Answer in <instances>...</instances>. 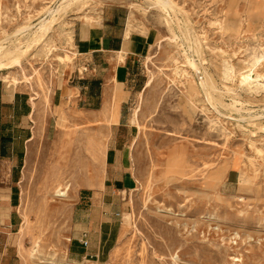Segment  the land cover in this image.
Masks as SVG:
<instances>
[{
  "label": "rangeland",
  "instance_id": "374dc122",
  "mask_svg": "<svg viewBox=\"0 0 264 264\" xmlns=\"http://www.w3.org/2000/svg\"><path fill=\"white\" fill-rule=\"evenodd\" d=\"M61 1H0V81L35 108L19 221L0 225V264H264V120L240 121L264 110V61L253 68L264 53V0H169L170 14L155 0H83L58 15L44 42L22 53L34 34L18 31L37 25ZM114 6L144 43L137 90L123 109L127 126L118 127L52 102L62 79L78 72L75 29ZM243 69L259 76L252 94L241 91L236 75ZM116 135L131 183L114 195L115 237L105 256L77 258L69 247L85 207L76 210L80 193L119 178L108 175L105 160ZM235 164L241 181L226 186ZM58 189H68L67 197L55 196Z\"/></svg>",
  "mask_w": 264,
  "mask_h": 264
},
{
  "label": "crops",
  "instance_id": "0c3cea01",
  "mask_svg": "<svg viewBox=\"0 0 264 264\" xmlns=\"http://www.w3.org/2000/svg\"><path fill=\"white\" fill-rule=\"evenodd\" d=\"M121 9L120 6L107 8L95 24L77 26L71 55L77 58L75 71L78 72L62 79L53 94L54 108L63 107L68 112L85 113L98 119L102 125L127 126L121 124L123 109L137 90L133 83L137 78L135 71L141 63L144 43L139 36L128 31ZM128 32L129 35H126ZM9 89L0 81V225L4 221L13 227L19 221L16 207L20 173L24 150L33 140L35 108L23 92L14 91L11 94ZM262 143L264 145V133ZM119 144L116 135L114 140H110L105 156L108 175L119 178L107 180L97 189L89 188L80 193L76 210L81 204L85 207L78 210L83 214H78L76 218L69 247L70 255L77 258L105 256L115 237L113 231L120 213L113 207L114 195L131 183L128 170L125 172L123 169V151ZM4 172L5 180L2 179ZM240 181L241 172L236 164L232 165L226 174L225 184L233 186ZM108 209L113 210L112 216L103 215V211ZM7 210L9 216L5 215ZM84 238L88 240L87 247L82 245ZM94 245H98V249L94 248L92 254L88 248Z\"/></svg>",
  "mask_w": 264,
  "mask_h": 264
},
{
  "label": "bare ground",
  "instance_id": "6f19581e",
  "mask_svg": "<svg viewBox=\"0 0 264 264\" xmlns=\"http://www.w3.org/2000/svg\"><path fill=\"white\" fill-rule=\"evenodd\" d=\"M83 0H62L60 3H59V5L56 7V8H54V9H52V10H50L49 11V15L46 17V18H44V19H42L37 25H35L34 27H28V26H25V27H22L19 31H18V33L20 34V35H30V33H31V35L32 34H34V40H33V42H32V44H28L27 45V48L25 47V49L26 50H23V52L22 53H24V54H27L29 51H31V50H33V48L37 45L38 46V44L40 43V42H44L45 40H46V37H47V35L49 34V32H50V30H51V26L53 25V24H55L54 22H56V20H57V17H58V15H60L61 13L63 14V12L65 13L66 11H68L74 4H75V6L79 3V2H82ZM151 1H153V0H151ZM77 3V4H76ZM154 4H155V6L157 7V8H159L160 10H162V11H164V12H166V13H168V14H170V12H169V10L170 9H172V5H174V4H172L169 0H155V2H154ZM79 5V4H78ZM175 9V8H174ZM171 17V16H170ZM129 25V24H128ZM17 35V34H16ZM126 35H129V32H128V34H126ZM15 36V35H14ZM14 36H10V37H14ZM7 37H8V35H7ZM15 38V37H14ZM5 40V39H4ZM3 40V41H4ZM7 40V39H6ZM5 40V41H6ZM8 42H9V38H8ZM6 43H7V41H6ZM4 43L3 42H0V57L1 56H3L4 55V50H5V47H4ZM190 45L192 46V45H194V43L192 42V43H190ZM191 48V47H190ZM10 50V49H9ZM11 51V50H10ZM15 51H20L19 50V48H15ZM7 52V51H6ZM13 52V51H12ZM11 52V53H12ZM10 53V54H11ZM10 54H8V57H10L9 55ZM19 54H21V53H19ZM5 56V55H4ZM16 56V55H15ZM14 57V56H13ZM18 57V56H17ZM15 58V60L16 61H13V62H15V63H13V65L15 64V65H20V61H17V59H16V57H14ZM19 59V58H18ZM12 60V59H11ZM187 60H189V64L191 65V67L195 70V71H198L197 70V67H199L198 65L196 66V62H195V60L194 59H191V58H189V59H187ZM262 61H264V53H262L261 55H260V58H258V63H256V64H253V68H256ZM4 64V63H3ZM2 63H0V68L1 67H3L4 65H3ZM10 64V63H9ZM6 65V67H8V66H10V65ZM10 68H11V66H10ZM200 70V69H199ZM232 69L230 68V66H229V63H226V65H225V78H230V77H232L233 76V72L231 71ZM235 75V74H234ZM236 77L238 78V80L241 82V84L243 85L242 86V89H241V91H243V92H247V93H250V94H252V90H254L255 89V83L257 82V81H259L260 79H259V76H256V75H254V70H247V69H243L242 71H240L239 73H237V75H236ZM202 80H204L203 78H202ZM262 80V79H261ZM201 83V84H200ZM199 84H200V87L206 92L207 91V86H206V84L205 85H203L204 84V82L203 81H200L199 82ZM208 93V92H207ZM208 98H210V97H208ZM212 104V103H211ZM216 110V109H215ZM263 110V109H262ZM218 111V110H217ZM249 111V110H248ZM219 112V111H218ZM222 112V111H221ZM245 112V111H244ZM220 114V113H219ZM241 117H240V121L241 120H244V121H247V122H250V123H253V124H255L256 122H258V121H261V120H264V110L261 112V113H257V114H254V113H248L247 114V116H242V115H240ZM239 122V121H238ZM256 127V126H255ZM264 130V129H263ZM262 130V131H263ZM91 148H93V147H91ZM88 149V148H87ZM97 150V149H96ZM93 152V151H92ZM98 152V151H97ZM104 153V152H103ZM261 153V152H260ZM93 154H94V152H93ZM259 154V153H258ZM103 156V155H102ZM101 156V157H102ZM95 157V156H94ZM103 158V157H102ZM101 158V159H102ZM95 161V160H94ZM102 162V161H101ZM86 163V162H85ZM103 163V162H102ZM95 166V165H94ZM84 167V166H83ZM85 168V167H84ZM80 169V168H79ZM78 170V169H77ZM85 170V169H84ZM79 172H80V170H78ZM77 171V173H79ZM82 171H83V169H82ZM84 172V171H83ZM82 172V173H83ZM75 173V172H74ZM76 175V174H75ZM84 175V174H83ZM81 176V175H80ZM84 177V176H83ZM78 178V177H77ZM24 180V179H23ZM69 186H70V184H69ZM101 186V185H100ZM58 188V187H57ZM67 195H68V189L67 190H64V189H58L57 190V193H56V195L55 196H57V197H59V198H65V197H67ZM66 206V205H65ZM59 207V206H58ZM55 210V209H54ZM178 260V259H177ZM176 260V261H177Z\"/></svg>",
  "mask_w": 264,
  "mask_h": 264
},
{
  "label": "built area",
  "instance_id": "2783aa9c",
  "mask_svg": "<svg viewBox=\"0 0 264 264\" xmlns=\"http://www.w3.org/2000/svg\"><path fill=\"white\" fill-rule=\"evenodd\" d=\"M82 245L84 247H87L89 245L88 240H86V238H84V240L82 241Z\"/></svg>",
  "mask_w": 264,
  "mask_h": 264
},
{
  "label": "water",
  "instance_id": "95a60500",
  "mask_svg": "<svg viewBox=\"0 0 264 264\" xmlns=\"http://www.w3.org/2000/svg\"><path fill=\"white\" fill-rule=\"evenodd\" d=\"M200 76V74H198ZM199 78H202V77H199Z\"/></svg>",
  "mask_w": 264,
  "mask_h": 264
}]
</instances>
